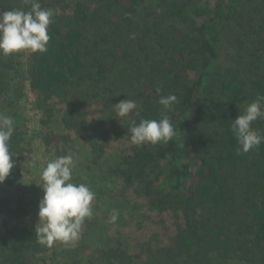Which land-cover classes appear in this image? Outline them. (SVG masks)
<instances>
[{
  "label": "trees",
  "instance_id": "1",
  "mask_svg": "<svg viewBox=\"0 0 264 264\" xmlns=\"http://www.w3.org/2000/svg\"><path fill=\"white\" fill-rule=\"evenodd\" d=\"M258 1L38 0L55 13L47 51H28L18 61L13 54H0V98H8L5 107L12 110L28 87L35 95L31 107L41 117L42 149L55 159L64 156L63 147L73 136L83 138L91 98L107 100L100 112L105 119L115 113L107 96L124 94L139 101V116L124 120L114 134L130 146L107 172L120 179L136 202L171 214L175 235L168 245L142 246L136 255L120 242L95 246L94 260L85 264H133L136 258L143 264H177L180 259L187 264H264V143L238 153L232 129L233 121L245 114L247 93L264 96V72L248 66L250 76L245 77L226 46L243 8ZM30 9L26 0H0L3 12ZM258 10L263 22L256 43L262 48L264 5ZM169 95L177 99L166 109L159 101ZM56 114L63 132L43 131ZM165 115L176 131L169 142H131L132 119L139 123ZM252 129L264 136L262 124L256 122ZM32 136L14 128L12 160L22 159L26 138ZM102 140L90 147L94 163L110 142ZM8 178L0 183L1 194L14 186ZM1 194L0 264H83L77 255L68 257L74 247L40 243L38 214L28 203L15 204ZM114 239L108 235L94 243Z\"/></svg>",
  "mask_w": 264,
  "mask_h": 264
},
{
  "label": "rangeland",
  "instance_id": "2",
  "mask_svg": "<svg viewBox=\"0 0 264 264\" xmlns=\"http://www.w3.org/2000/svg\"><path fill=\"white\" fill-rule=\"evenodd\" d=\"M67 2L70 3L69 1ZM263 5L264 0H261L255 4L245 6L238 22L231 26L228 33L227 51H230L233 57L241 62L240 68L244 72L243 75L245 77L250 76L248 66H258L260 71L264 72V47L261 48V45L256 43V33L263 22L262 14L258 9H261ZM257 6L258 8H256ZM2 12L0 10V13ZM180 21L181 18L177 17V27L183 31V24L180 25ZM166 24H171V21L167 20ZM178 31L180 33V30ZM27 54L28 51H21L13 54V58L15 61L24 60ZM187 75L189 79L194 78V74L191 72H188ZM114 81H116V77H114L113 83ZM113 88L115 89L114 84ZM247 95L246 104L244 105L245 109L257 97H260L253 91L248 92ZM107 97L111 100L108 102H112L110 105L111 110L115 109V104L121 100H130L124 94H112ZM7 99L0 98V115L12 117L14 128L20 127L21 132L28 131L33 136L26 138L29 144L25 147L27 149L22 159L20 161L12 160V162L14 161V167L10 172V176L11 183L14 186L1 194L2 186L0 184V194L11 197L15 204L18 202L28 203L29 210L38 214L39 202L44 195L40 186L42 184L41 174L47 163L54 160L56 156L52 154L45 155L42 149L39 140V120L41 117L31 107L35 95L29 92L26 86L24 98L19 103H13L11 105L13 109L8 111L5 107ZM131 100L136 102L137 109L135 111H139V101L136 99ZM89 102L90 105L86 113V119L89 123L88 129L85 131L83 138H75L73 136V140L67 142L65 147H63V152L64 156L71 154L74 157L72 182L86 184L95 193V199L92 202L93 215L85 219L81 226L79 238L76 241L69 244L55 242L52 248L59 245L74 247L76 248L75 251H69L68 257H74L72 259L75 260L77 255L85 264L90 260H94L95 246L103 249L105 246H115L120 242L125 245H122L123 248H128L130 255H136V253L143 252L140 249L142 246L156 248V245H168L170 238L175 235L171 224V214L167 212L159 214L155 210L150 209L148 205L136 202L132 193L130 191L126 192L120 183V179L111 174L110 171L107 172L108 167L115 164L130 146L125 140L114 138V134L124 120L135 116V111L128 117L122 118L116 117L115 113H110V118L105 119L103 117L100 118V112L106 109L107 100L98 96L91 98ZM57 108L60 109L59 106ZM57 113L60 112L57 111ZM56 115L49 128L43 131L63 132L58 121L60 115ZM256 122L264 127V119H258L252 124ZM103 137L110 139V142L105 145L104 152L100 155L99 160L94 163L90 155V147L94 142L103 144ZM236 176L241 179L243 174L239 172L236 173ZM8 180L9 178H6L5 182H8ZM113 210L118 213L114 222L112 221ZM178 222L181 223L179 220ZM39 226H41L40 223ZM86 231H89L87 236L85 235ZM108 235L115 239L109 243L104 241L98 244L94 243L95 239L105 240ZM140 259L136 258L133 264H143V260ZM184 262L180 259L177 264H187ZM47 264L53 263L48 262Z\"/></svg>",
  "mask_w": 264,
  "mask_h": 264
},
{
  "label": "clouds",
  "instance_id": "3",
  "mask_svg": "<svg viewBox=\"0 0 264 264\" xmlns=\"http://www.w3.org/2000/svg\"><path fill=\"white\" fill-rule=\"evenodd\" d=\"M31 4L29 11L10 10L0 13V54L5 56L30 51L44 53L51 39L49 25L53 22L54 11L44 9L38 0H26ZM159 92V89H157ZM175 95L161 97L159 103L166 109L176 102ZM137 109L136 102L125 99L115 104V116L128 117ZM135 116L139 112L135 111ZM264 119V96L257 97L232 123V129L240 145L238 153H244L264 143V136L252 129V123ZM12 117L0 115V183L9 177L14 167L9 141L14 131ZM131 142L137 146L150 143H167L175 135L170 118L135 119L130 122ZM73 155L57 157L47 163L42 171L40 185L43 197L39 202V223L36 228L40 243L51 247L55 242L69 244L79 238L81 226L86 218L93 215L95 193L86 184L72 182ZM118 213L113 210L112 221Z\"/></svg>",
  "mask_w": 264,
  "mask_h": 264
}]
</instances>
